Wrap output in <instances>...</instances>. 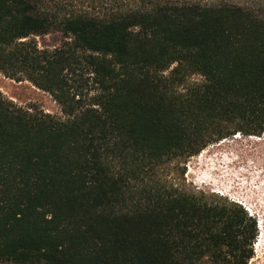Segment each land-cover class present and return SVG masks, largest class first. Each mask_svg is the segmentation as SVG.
<instances>
[{
  "label": "trees",
  "instance_id": "1",
  "mask_svg": "<svg viewBox=\"0 0 264 264\" xmlns=\"http://www.w3.org/2000/svg\"><path fill=\"white\" fill-rule=\"evenodd\" d=\"M44 1L0 0V72L63 114L0 94V264H249L257 219L167 191L159 173L213 143L264 136L260 4L53 19ZM53 28L69 42L39 49L31 37Z\"/></svg>",
  "mask_w": 264,
  "mask_h": 264
},
{
  "label": "rangeland",
  "instance_id": "2",
  "mask_svg": "<svg viewBox=\"0 0 264 264\" xmlns=\"http://www.w3.org/2000/svg\"><path fill=\"white\" fill-rule=\"evenodd\" d=\"M185 1L205 4L213 0H45L42 9L53 19H60L70 13L103 16L112 12L148 10L159 3L178 4ZM255 1L236 0L241 5L260 4L262 9L256 8L264 15V0ZM31 39H35L41 50L57 49L69 42V37L57 28ZM190 81L199 83L203 78L193 75ZM0 94L24 109L63 115L49 93L29 81L17 82L7 78L1 72ZM161 171L159 175L169 185L167 191H184L208 200L241 204L258 221L255 257L249 264H264V136H233L209 145L197 156L168 164Z\"/></svg>",
  "mask_w": 264,
  "mask_h": 264
}]
</instances>
